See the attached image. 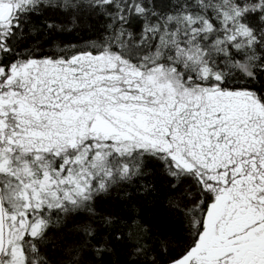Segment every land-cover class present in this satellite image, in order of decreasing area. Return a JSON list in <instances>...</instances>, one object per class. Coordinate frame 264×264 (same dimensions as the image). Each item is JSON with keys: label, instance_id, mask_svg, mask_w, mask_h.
Segmentation results:
<instances>
[{"label": "snow or ice", "instance_id": "snow-or-ice-1", "mask_svg": "<svg viewBox=\"0 0 264 264\" xmlns=\"http://www.w3.org/2000/svg\"><path fill=\"white\" fill-rule=\"evenodd\" d=\"M0 264H264V0H0Z\"/></svg>", "mask_w": 264, "mask_h": 264}]
</instances>
